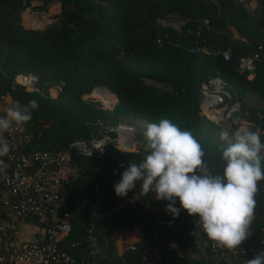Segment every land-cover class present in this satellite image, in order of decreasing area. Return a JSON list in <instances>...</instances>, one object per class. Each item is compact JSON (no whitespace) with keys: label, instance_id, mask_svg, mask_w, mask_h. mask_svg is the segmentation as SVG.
<instances>
[{"label":"trees","instance_id":"obj_1","mask_svg":"<svg viewBox=\"0 0 264 264\" xmlns=\"http://www.w3.org/2000/svg\"><path fill=\"white\" fill-rule=\"evenodd\" d=\"M55 1L58 13L51 15L50 0H0V98L9 99L8 107L33 99L39 105L24 125L30 134L26 149L67 150L74 141H87L105 131L108 121H114L113 115L148 124L167 118L193 133L215 175L222 174L226 166L222 151L227 145L206 132L228 130L232 134L246 120L261 131L264 141V0H253L255 8L250 13L235 0ZM32 3L40 5L34 9L48 15L50 22L27 29L21 26V17ZM168 21L181 26L175 30L161 25ZM198 28L200 36L194 37ZM193 42L204 50H227L229 60L211 57L207 51L192 52ZM252 55L257 61L252 78L247 79V73L239 70V61ZM118 58L146 66L149 73L129 70ZM28 76L36 78L31 91L14 82ZM215 76L228 85L239 103L228 128L200 114L201 83ZM53 87L59 89L55 98L48 95ZM97 87L111 95V112L82 100ZM108 135L115 139L113 132ZM135 143L132 152L108 145L97 158H83L69 150L76 176L62 185V196L71 231L58 247L74 257L76 264L101 255L106 260L99 264H143L137 245L116 255L112 234L120 232L136 231L142 242L158 251L156 264H238L250 248L256 249L264 241V181L258 183L251 235L238 249L218 247L223 254L218 260L209 248L210 241L204 246L206 236L195 224L198 217L181 210L173 218L165 211L168 201L155 200L154 192L140 194V181L125 197H118L113 186L120 174L130 162L140 163L147 154L143 134L136 135ZM261 163L264 166V161ZM85 165L96 174L78 170ZM132 196L137 199L130 203ZM175 207L180 208L178 198ZM94 210L104 219L95 220ZM28 229L26 239L21 232L22 240L30 239L32 228ZM88 230L95 238L92 247L85 241ZM193 232L200 235H191ZM166 243L175 244L184 257L167 252ZM261 247L264 251V244ZM81 253L86 257L78 258Z\"/></svg>","mask_w":264,"mask_h":264},{"label":"built area","instance_id":"obj_2","mask_svg":"<svg viewBox=\"0 0 264 264\" xmlns=\"http://www.w3.org/2000/svg\"><path fill=\"white\" fill-rule=\"evenodd\" d=\"M242 8L250 13L253 10V0H235ZM51 7L55 5V0H50ZM34 9H25L21 17V26L31 28L39 26L47 21L48 15L40 11L33 12ZM57 12L51 13L56 15ZM179 22H162L161 25H170L174 29H179ZM202 25L206 27V22ZM199 28L194 37H199ZM192 52L207 51L211 57H220L224 62L229 60L227 50L210 49L204 50L193 42ZM257 61L256 55L242 58L239 61V70L247 73V78L252 76L254 63ZM36 79L28 76L26 79L15 78L14 82L25 86L27 91H31V85ZM200 114L213 123L221 124L228 128L232 117L239 110V103L232 98L228 85L219 77L215 76L201 83L200 86ZM5 97H1L3 101ZM83 101L94 100L100 110L110 112L114 107V102L110 94L103 88H94L90 95L82 97ZM6 114V113H5ZM243 124L253 131H256L252 124L242 120ZM93 135L89 140H77L71 143L67 150L47 152L37 149H26L30 141V134L23 126H13L3 133L8 140L11 151L7 156L0 157V264H76L75 258L59 249V243L71 231L70 217L63 205L62 185L69 179H73L74 168L70 165L69 150H73L83 158H97L102 154L108 145H117L121 149V143L125 141L128 148L132 145L129 138H119V134L111 139L106 129ZM128 137V136H127ZM137 196H132L130 203H133ZM92 216L95 220H103L102 213L94 210ZM19 226L32 228L30 239L22 240ZM39 239L35 240L34 236ZM85 241L89 247L94 246L95 238L91 230L86 232ZM260 242L256 249L250 248L247 257L240 260L238 264H246L247 260L261 252ZM134 245L141 248V260L143 264H156L159 254L156 249L139 241L132 243L126 249L133 250ZM209 248L218 260L223 256L218 247H214L210 241ZM165 249L174 257L183 258L184 255L173 243H166ZM225 249V248H224ZM227 251H230L226 249ZM86 257L81 253L78 258ZM100 257H86L78 264H99L98 261L104 259ZM106 260V258L104 259ZM124 264V263H121ZM213 264H218L213 262Z\"/></svg>","mask_w":264,"mask_h":264},{"label":"clouds","instance_id":"obj_3","mask_svg":"<svg viewBox=\"0 0 264 264\" xmlns=\"http://www.w3.org/2000/svg\"><path fill=\"white\" fill-rule=\"evenodd\" d=\"M38 107L34 99L24 105L17 102L0 116V157L11 151L3 133L14 125L19 127L30 122ZM143 135L147 154L140 163L130 162L120 174L121 179L113 186L115 194L125 197L140 181V194L146 196L154 192L155 200L168 201L165 211L173 218L178 217L181 210L198 217L195 224L206 236L204 246L211 241L214 247L230 251L240 248L251 235L258 183L264 181L261 131H253L243 124L236 127L232 132L233 142L222 151L226 165L223 173L215 175L209 171L203 159L205 152L190 130H182L165 118L159 123L147 124ZM220 135L227 139L229 131L224 130ZM177 198L180 208L175 207ZM246 264H264V251Z\"/></svg>","mask_w":264,"mask_h":264},{"label":"rangeland","instance_id":"obj_4","mask_svg":"<svg viewBox=\"0 0 264 264\" xmlns=\"http://www.w3.org/2000/svg\"><path fill=\"white\" fill-rule=\"evenodd\" d=\"M34 4L35 3H32L31 4V7H35ZM56 10L58 11L57 5H53L51 7L50 12L55 14L56 13ZM33 12H36V10H33ZM117 60L125 68H128L129 70L136 71L138 74L146 75V74L149 73V68L146 67V66H139V65L137 66V65H134V64L126 63L122 58H118ZM249 78H250V76H249ZM144 81L146 83H150L149 81H146V80H144ZM58 91H59L58 87H53V88H51V89L48 90V95L51 98H54L55 95H56V92H58ZM105 92H106V90H105ZM107 93H109V92L107 91ZM110 98H112L111 95H110ZM92 103L95 104V105H97V102L95 100ZM9 105H10V101H9V99L7 97H5V99L3 101H0V114L5 113L6 112V109H7V107ZM113 116L115 117V119H114V121H108L109 123H108V126L106 127V131L107 132H113L115 134V137L119 133H124V134H126L128 136V138L130 140H132V145H131L130 148L127 149V151H123L122 149H118L117 148L118 146L115 145V143L113 144V147L115 149L119 150V151L132 152L133 149H134V146L135 145L137 146V144L135 143V137H136V135L137 134H143L144 131L146 130V126H147L148 123H146L145 121L140 120V119L121 118L118 115H113ZM220 133L221 132H219V133H209V132H206V134H209L208 136L210 138L214 139L216 142H223V143H225V145H228L229 143H232L233 142V140H232V134L229 133V137L227 139H222ZM262 143H264V141H262ZM260 155L262 157V161H264V150L261 151ZM72 174L73 175L76 174L75 170L72 172ZM21 232L23 234V237L26 239L27 236H28L29 229L27 227H22L21 228ZM126 234H128V237H127L128 240L126 238H123L124 235L123 236H119L118 235L119 237L116 236L115 238H112L113 246H114L116 252H118L119 248L122 249V250L126 249V247H128V245H130L132 243H135L137 239H140L139 234L137 232H135V231L127 232Z\"/></svg>","mask_w":264,"mask_h":264},{"label":"water","instance_id":"obj_5","mask_svg":"<svg viewBox=\"0 0 264 264\" xmlns=\"http://www.w3.org/2000/svg\"><path fill=\"white\" fill-rule=\"evenodd\" d=\"M46 23H48V22H46ZM166 26L171 27L170 25H166ZM180 26H181V24H180ZM180 26H179V27H180ZM33 86H34V85L32 84L31 87H33ZM121 149H122L123 151H127V149H128V145H127V143H126L125 141H123V142L121 143ZM78 170L81 171V172L89 173V174H96V170L93 169V168H91V167L88 166V165L81 166V167L78 168ZM34 239H35V240H38V239H39V236H38V235H35V236H34Z\"/></svg>","mask_w":264,"mask_h":264},{"label":"crops","instance_id":"obj_6","mask_svg":"<svg viewBox=\"0 0 264 264\" xmlns=\"http://www.w3.org/2000/svg\"><path fill=\"white\" fill-rule=\"evenodd\" d=\"M34 5H35V7H39V6H40L38 3H37V4L35 3ZM253 6H254V7H253V10H254V8H255L254 1H253ZM56 12H58V11L56 10ZM47 22H50V19H48ZM251 78H252V76H250V78H248V79H251ZM57 93H58V92H56V95H57ZM56 95H55V97H56ZM55 97H54V98H55ZM7 102H8V101H7ZM5 113H6V112H5ZM135 232H136V231H135ZM126 233H127V232L113 233V234H112V238H115V237L118 236V235H119V236H123V235H124L123 238H126V239H127L128 234H126ZM119 236H118V237H119ZM127 240H128V239H127ZM139 241H141V240H140V239H137L135 243H137V242H139ZM112 242H113V241H112ZM126 243H127V242H126ZM122 251H123V250L119 248L118 252L115 251V252H116V255L119 256V255L122 253ZM185 257L187 258V256H185ZM207 264H213V262H212V261H208Z\"/></svg>","mask_w":264,"mask_h":264},{"label":"bare ground","instance_id":"obj_7","mask_svg":"<svg viewBox=\"0 0 264 264\" xmlns=\"http://www.w3.org/2000/svg\"><path fill=\"white\" fill-rule=\"evenodd\" d=\"M119 138H124V139H125V138H128V137H127V135L124 134V133H119Z\"/></svg>","mask_w":264,"mask_h":264}]
</instances>
